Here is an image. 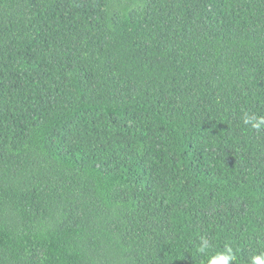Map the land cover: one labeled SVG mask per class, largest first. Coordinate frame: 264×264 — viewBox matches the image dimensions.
<instances>
[{"label":"trees","instance_id":"1","mask_svg":"<svg viewBox=\"0 0 264 264\" xmlns=\"http://www.w3.org/2000/svg\"><path fill=\"white\" fill-rule=\"evenodd\" d=\"M246 115L264 0H0V264H250Z\"/></svg>","mask_w":264,"mask_h":264},{"label":"clouds","instance_id":"2","mask_svg":"<svg viewBox=\"0 0 264 264\" xmlns=\"http://www.w3.org/2000/svg\"><path fill=\"white\" fill-rule=\"evenodd\" d=\"M243 123L245 125H250L251 128L259 131L262 126H264V117H256V116H245ZM208 246V242L202 241V247L200 251H204V249ZM235 259L234 254L230 247H226L225 252H220L216 256L212 257L209 260V264H231V262ZM250 264H264V255L253 256L251 258Z\"/></svg>","mask_w":264,"mask_h":264}]
</instances>
